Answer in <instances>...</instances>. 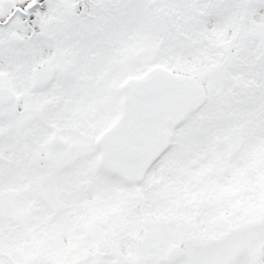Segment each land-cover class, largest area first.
I'll use <instances>...</instances> for the list:
<instances>
[{"label":"snow or ice","instance_id":"obj_1","mask_svg":"<svg viewBox=\"0 0 264 264\" xmlns=\"http://www.w3.org/2000/svg\"><path fill=\"white\" fill-rule=\"evenodd\" d=\"M0 264H264V0H0Z\"/></svg>","mask_w":264,"mask_h":264}]
</instances>
